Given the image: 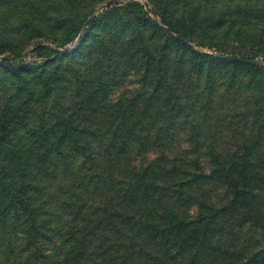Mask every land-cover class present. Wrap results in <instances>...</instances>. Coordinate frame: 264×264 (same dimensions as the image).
<instances>
[{"label":"trees","instance_id":"obj_1","mask_svg":"<svg viewBox=\"0 0 264 264\" xmlns=\"http://www.w3.org/2000/svg\"><path fill=\"white\" fill-rule=\"evenodd\" d=\"M104 1L0 0V56L15 64L36 37L72 43ZM227 1L216 14L198 0L149 3L178 37L219 54L224 37L264 46V0ZM147 17L131 2L90 23L68 54L3 64L0 264H264V68L197 55ZM245 53L264 56L231 55ZM128 63L140 89L95 107ZM186 63L204 92L180 91L182 77L193 82ZM223 97L236 116H221Z\"/></svg>","mask_w":264,"mask_h":264},{"label":"rangeland","instance_id":"obj_2","mask_svg":"<svg viewBox=\"0 0 264 264\" xmlns=\"http://www.w3.org/2000/svg\"><path fill=\"white\" fill-rule=\"evenodd\" d=\"M109 2H112V3H111V5L107 6V3H109ZM131 2H135L139 5H141V7H143V10L148 15V17L152 21L157 23L160 26L161 30L167 34V36H169L170 38H172L174 40H177L174 36L178 37V35L174 34L169 28H167L166 26H164L161 23L160 17L156 13H154L152 6L149 3V0H106V1L102 2L101 4H98V6L94 9V12L88 17L87 21L85 22V25H84L82 31L80 32L78 37L72 43H70L66 46H63L61 48H56L51 43L52 41L41 39L40 37L39 38L36 37V39L31 38L27 41L25 49H23L22 51H16L17 53H19V57L15 60V64H22V63H27L29 65L43 64V63L48 62L50 60L56 59L59 56L68 54L69 52L73 51L77 47L79 41L83 39L84 32L86 31V28L89 26L90 23L94 22L95 20L100 19V17L102 15H105L107 12H110L112 10H118L119 8H123V7H125L126 4L131 3ZM196 6H199L203 11H206V12L210 11V12H214L216 14V13H219L220 11H225L226 9H228L230 6H232V2L227 1V0H198ZM94 24L96 25V30H97L98 29L97 23H94ZM167 30H169L171 34H169V32H167ZM56 40H58V39H56ZM177 41H179V43H181L183 46H185L187 49L191 50L193 53H195L197 55H201V56L206 55L208 57L219 59V60H222V59L218 58V56H233V55H231L233 50H236V49L240 50L243 47L246 48L247 50H250L251 48L252 49L253 48L254 49L262 48V50H264V46L258 45V43H256V42L245 43V45H243L242 43L237 44V43L232 41V37H229V38L224 37V38L220 39V43L222 44V46L225 49L227 47L229 50L227 52L229 54H225V55L219 54L216 51H214L213 49H210L207 47H202V46L198 45L196 42L191 41V40H184V41L188 42V44H185L184 42H182L180 40H177ZM153 44L156 45L157 41H153ZM40 48H49L53 52H52V54H50V57L46 58V57L40 56L38 53H36V50H38ZM172 50H173V48H172ZM243 55H239V56L235 55L233 57H240V58H245V59L257 61L258 62L257 65H247V66L264 68V56L251 58L252 56L249 53H245V57ZM222 61H226V60H222ZM226 62H229V61H226ZM230 63H235V62H230ZM3 64H7V63L0 60V85L6 86L10 83L11 77H9V74L6 73L7 68H5V65H3ZM244 65H246V64H244ZM206 66H209V65L206 64ZM183 67H184L183 74H188V78H193V82L186 81V79L184 77H182L181 82H180V88H179L180 91L190 92L191 90H194L196 92V94H200V93L204 92V90L206 89L205 88V82L201 81V82L197 83L196 79L194 78L195 76H197V74L191 70V68L188 66V63H186ZM124 72H125V75L121 76L122 80L121 79L119 80V85L118 86L115 85L116 87L113 86V80L111 78L109 79V83H107V85L105 84V86H106L105 90L107 89L106 91L108 93H107V95H104V97L95 104V107L109 106L110 104L116 103L117 100L119 98H121L122 96H124L125 94H130V93L140 89V86L137 83L139 81V76H138V73L135 71L134 67H132L128 63L127 68L124 70ZM4 73H6V74H4ZM91 73L92 74H89L88 77H90V79H93L95 81V77L98 74H94L93 72H91ZM241 79L246 81L247 77H245V78L241 77ZM249 79H250V77L248 76V80ZM117 80H118V77H116V81ZM218 83H219L218 87L222 85L221 82H218ZM220 92L224 93L222 88H220ZM236 93H237V91L232 90V94H236ZM220 100H221V104H222L221 106H223L222 107L223 110H221V112H220L222 117H224V115L227 112L231 113V116H228V117H233V116L237 115L236 108H234V106L232 105L231 98L223 97ZM68 104L70 105V103H68ZM242 104H243L242 101H239V103L237 105L239 106ZM102 120H104V119H101V121ZM183 144L184 143H182V147H183ZM185 146L186 145H184V147ZM132 158H135L133 164H135L139 167H144L147 164L151 163L156 158V153L151 152V153H148L144 156L137 157V158L132 156ZM81 160L82 159H80V161ZM125 168H126L125 166L120 167V170H126ZM58 202L57 201L54 202L53 209H59L60 208V205ZM224 240H227L229 242V244H232V245H239L242 242L240 235H236V236L230 235V236H227ZM53 246H54V243L52 244L51 248Z\"/></svg>","mask_w":264,"mask_h":264},{"label":"water","instance_id":"obj_3","mask_svg":"<svg viewBox=\"0 0 264 264\" xmlns=\"http://www.w3.org/2000/svg\"><path fill=\"white\" fill-rule=\"evenodd\" d=\"M112 2L107 3V6L111 5ZM167 32L170 33L169 30H167ZM177 40H180L182 42H184L185 44H188V42L184 41L183 39L174 36ZM33 51V50H32ZM218 58L222 59V60H226L229 62H235V63H241V64H246V65H257L258 62L257 61H253V60H249V59H245V58H240V57H233V56H218ZM0 60L6 62L7 64H9V66L13 69V70H18L23 68L24 66H27V63H22V64H14L11 62L10 58L6 57V56H0Z\"/></svg>","mask_w":264,"mask_h":264}]
</instances>
